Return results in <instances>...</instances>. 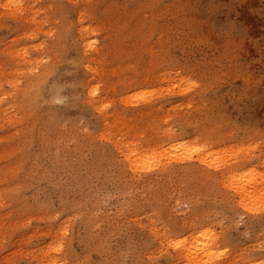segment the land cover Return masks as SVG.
I'll use <instances>...</instances> for the list:
<instances>
[{
    "label": "rangeland",
    "instance_id": "rangeland-1",
    "mask_svg": "<svg viewBox=\"0 0 264 264\" xmlns=\"http://www.w3.org/2000/svg\"><path fill=\"white\" fill-rule=\"evenodd\" d=\"M236 170L264 176V0H0V264H264Z\"/></svg>",
    "mask_w": 264,
    "mask_h": 264
},
{
    "label": "bare ground",
    "instance_id": "bare-ground-1",
    "mask_svg": "<svg viewBox=\"0 0 264 264\" xmlns=\"http://www.w3.org/2000/svg\"><path fill=\"white\" fill-rule=\"evenodd\" d=\"M175 144V143H174ZM181 144V143H180ZM171 146H172V144H170ZM177 145V144H176ZM172 147H175V146H172ZM171 147V148H172ZM167 148V147H166ZM168 149V148H167ZM168 151V150H167ZM176 151H177V149H176ZM175 152V151H174ZM183 152V151H182ZM176 153V152H175ZM174 153V154H175ZM173 154V155H174ZM180 154H181V152H180ZM183 155V154H182ZM170 157H174V156H170ZM177 158V160H178V157H175V159ZM174 159V158H173ZM181 159V158H180ZM171 160V159H170ZM148 161V159L146 158V162ZM184 161V160H183ZM149 162H151L150 160H149ZM149 162H147V163H149ZM214 163V162H213ZM144 164V163H143ZM152 164V163H151ZM206 164V163H205ZM145 165V164H144ZM209 165H211V164H209ZM215 166V165H214ZM217 166H219L218 164H217ZM141 167V166H140ZM146 167V166H145ZM138 168V167H137ZM144 168V167H143ZM147 168H148V165H147ZM149 168H152V167H149ZM216 168V167H215ZM243 170V169H242ZM250 170V169H249ZM256 170V169H255ZM237 171V172H236ZM235 171V173L233 174V179L231 178V180L232 181H230V188L232 187V188H234L235 190H236V192L239 194L238 196H240V204L242 205V203H244V205H245V207L247 208V207H249V205L251 204L250 203V200H249V196L251 197V195L253 194V193H255V191H254V189H256V190H259V191H257L256 193H255V195H258L257 197L259 198L260 196L262 197V195H264L262 192L264 191L262 188H260V186L262 185V183H261V181H263L262 180V178L264 177V176H262L261 174H259L258 172L260 171H258V172H253L252 170V172H249L250 174H248V175H244V174H242V172L241 171H238V170H236ZM244 171V170H243ZM234 172V171H233ZM263 172V171H262ZM263 174V173H262ZM231 175V174H230ZM245 177H244V176ZM227 183H229V182H227ZM227 186H228V184H227ZM263 186H264V184H263ZM259 187V188H258ZM258 188V189H257ZM232 190V189H231ZM254 196V195H253ZM256 198V197H255ZM255 198H253V199H255ZM257 199V198H256ZM260 199H262V198H260ZM253 201H255V200H253ZM258 200H256V202H257ZM243 206V205H242ZM251 207V206H250ZM247 208L249 211H251L253 208ZM156 228V227H155ZM157 229V228H156ZM155 229V230H156ZM198 231V230H197ZM207 231H209V230H207ZM205 232H206V229H205ZM204 232V233H205ZM209 232H211V231H209ZM196 234L198 233V232H195ZM213 233V232H212ZM212 233H209V234H212ZM155 234V233H154ZM193 234H194V232H193ZM198 234H200V233H198ZM206 234H208V233H206ZM206 234H201V235H206ZM199 237H200V235H198ZM209 236V235H208ZM218 237V236H217ZM188 238V237H187ZM191 238V237H190ZM167 240V239H166ZM170 240H171V238H170ZM175 240V239H174ZM177 240V239H176ZM185 240L186 241H188V244H187V242L186 241H184V243H183V247L182 248H184L185 249V252L187 251V250H189V254L187 253V255H185L186 257H191V258H193V261L192 262H194L195 261V259H197L200 255H201V253L203 252V253H205L206 255H207V258H209L210 256V254L213 256V257H211V258H213L214 259V255L215 254H213L212 252L213 251H211V249H210V241L211 242H215L216 241V238L214 237L213 238V241H212V236H210V238L208 239V241H203V240H201V243L199 244V245H195L193 242L195 241L196 242V239L194 240V239H192V240H194V241H189L190 239H186L185 238ZM197 240H199V239H197ZM183 241V240H182ZM163 242V241H162ZM171 242L173 243V241L171 240ZM200 241H198V243H199ZM205 242V243H204ZM168 245H172V247H176L177 245H173V244H171L170 243V241H168ZM191 243H193V244H191ZM204 243V244H203ZM163 244V243H162ZM177 244V243H176ZM179 244H181V245H179ZM179 248H178V246H177V248H178V250L175 252L176 253V257L177 258H180V255H181V253H182V248H181V246H182V242L180 243L179 242ZM184 244H186V246L184 247ZM165 245H167V244H165ZM187 249V250H186ZM214 249V248H213ZM218 249V248H217ZM217 249H215L216 251H217ZM215 251V252H216ZM188 252V251H187ZM219 251H217V253H218ZM205 254H203V256L205 255ZM223 254V253H222ZM219 256H221V254H219ZM206 257V256H205ZM195 258V259H194ZM204 258V257H203ZM203 258H201V259H203ZM210 258V259H211ZM200 259V258H199ZM209 259V260H210ZM188 261H190V259L188 260ZM197 261V260H196ZM187 263V262H186ZM263 262H261V264H262ZM188 264V263H187Z\"/></svg>",
    "mask_w": 264,
    "mask_h": 264
}]
</instances>
